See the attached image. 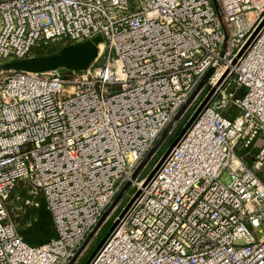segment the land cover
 <instances>
[{
  "label": "built area",
  "instance_id": "1",
  "mask_svg": "<svg viewBox=\"0 0 264 264\" xmlns=\"http://www.w3.org/2000/svg\"><path fill=\"white\" fill-rule=\"evenodd\" d=\"M216 1L0 0V63L98 48L80 72H0V264H68L109 220L87 264L113 242L129 264H264V0ZM37 191L58 237L32 246L10 202Z\"/></svg>",
  "mask_w": 264,
  "mask_h": 264
},
{
  "label": "water",
  "instance_id": "2",
  "mask_svg": "<svg viewBox=\"0 0 264 264\" xmlns=\"http://www.w3.org/2000/svg\"><path fill=\"white\" fill-rule=\"evenodd\" d=\"M215 6L217 9H219L218 3L216 0H214ZM98 55V48L97 45L91 41L86 40L82 42L72 43L69 44L62 49H60L56 53L47 54V55H34L30 57L25 58H17L5 62L0 63V72H44V71H50V70H56V69H65L68 71H84L87 68L91 66V64L95 61ZM210 72L206 75L205 79L209 76ZM185 107L181 109V111L178 113V115L175 117L174 121L165 129V131L162 133L160 140L164 138V136L168 133L169 129L172 127L174 122L179 118L181 113L183 112ZM199 110L195 112V114L191 117L189 122L185 125L182 132L186 130V128L189 126V124L192 122L196 114ZM180 136H178L168 147L166 152L164 153L163 157L172 149V147L177 143ZM160 140L155 144V146L147 153L141 164L138 166L135 175L145 166L147 161L150 159L152 154L155 152L158 143ZM162 161V160H161ZM160 161V162H161ZM160 164V163H159ZM158 167V166H157ZM156 167V168H157ZM154 169V171L156 170ZM129 184H127L125 188H127ZM123 189V190H124ZM123 190L117 195V197L114 200V203L118 201L120 198ZM102 220V219H101ZM114 226V225H113ZM112 226V227H113ZM111 227V228H112ZM97 228V227H96ZM96 229H94L86 238L83 246L86 244V242L92 237L93 233ZM109 233V232H108ZM108 233L103 237V239L100 241L98 246L94 249L92 254L90 255L88 261L97 253L103 242L105 241L106 237L108 236ZM83 246L81 248H83ZM81 248L77 251L76 255L71 259V261L68 264H72L75 259L77 258ZM88 261L85 263L87 264Z\"/></svg>",
  "mask_w": 264,
  "mask_h": 264
},
{
  "label": "rangeland",
  "instance_id": "3",
  "mask_svg": "<svg viewBox=\"0 0 264 264\" xmlns=\"http://www.w3.org/2000/svg\"><path fill=\"white\" fill-rule=\"evenodd\" d=\"M95 40L97 42L101 41L102 40V36L101 35L96 36ZM101 63H102V58H100L98 61H96L97 65H100ZM184 125H185V121L184 120H181V122H178L177 126H176V130H175L176 133L179 131V129H182L184 127ZM176 133H173L167 139L166 138L162 139V140L158 139V141L160 140V142L157 145V148H156V150H155V152L153 154V157H151L149 159V161H148L149 163L145 167H143V169L140 171V176L141 177H144V176L148 175L151 172L153 164L158 160V158L163 154V152L166 151V149L169 147V145L171 144V142H169V140L173 139V137H174V135H176ZM17 192L19 193V196L22 197V195L31 194L32 189H31V187H30V189L29 188H23L21 183H20V185H18V187H17ZM37 194H38V197H39V201L42 202V204L37 209L31 210V213H30L29 217H27V219H25L24 227H28L33 221H35L38 218L42 207H45L47 210L49 209L48 205H47V201H46L44 195L42 194V192L37 191ZM122 198H123V196H122ZM14 201H15L14 204H12L10 202V204H11L10 205L11 216L14 219V221H15V218L18 219V217L23 219L24 216H25L24 208L23 209L17 208L18 207V204H16L17 200H14ZM112 223H113V221L109 220L108 223L106 224V226H104L103 230L97 236L94 235L92 237V239L90 240V244H88L85 247V249L81 251V254L77 258V260L74 262V264H85L88 261L90 255L92 254L94 249L98 246L100 241L107 234V232L110 229Z\"/></svg>",
  "mask_w": 264,
  "mask_h": 264
},
{
  "label": "trees",
  "instance_id": "4",
  "mask_svg": "<svg viewBox=\"0 0 264 264\" xmlns=\"http://www.w3.org/2000/svg\"><path fill=\"white\" fill-rule=\"evenodd\" d=\"M69 44L66 43H50L42 47H38L33 51L34 55H47L58 52L63 47ZM181 129L174 135L173 139H170L169 142H173L175 138L180 133ZM20 185V183L18 184ZM17 185V187H18ZM16 187V192H17ZM42 202H40L41 206ZM38 206V207H39ZM38 207H24L25 216L23 219L15 218V223L17 225L18 231L22 238L32 246H40L45 243L50 242L51 240L58 237V233L55 227L53 216L51 211L47 210L45 207H42L38 218L33 221L28 227H24L25 219L29 217L31 210H35Z\"/></svg>",
  "mask_w": 264,
  "mask_h": 264
},
{
  "label": "bare ground",
  "instance_id": "5",
  "mask_svg": "<svg viewBox=\"0 0 264 264\" xmlns=\"http://www.w3.org/2000/svg\"><path fill=\"white\" fill-rule=\"evenodd\" d=\"M111 243L103 253H100L95 264H129L128 260L116 254V246Z\"/></svg>",
  "mask_w": 264,
  "mask_h": 264
}]
</instances>
